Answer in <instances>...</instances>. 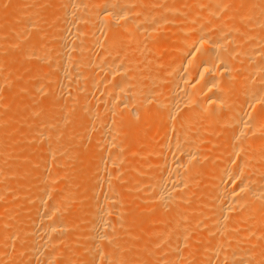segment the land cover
<instances>
[{"label":"bare ground","instance_id":"bare-ground-1","mask_svg":"<svg viewBox=\"0 0 264 264\" xmlns=\"http://www.w3.org/2000/svg\"><path fill=\"white\" fill-rule=\"evenodd\" d=\"M17 1L0 49L14 29L18 59L42 64L16 96L43 103L13 126L1 50L0 261H154L138 241L159 224L168 264H264V0H49L54 20Z\"/></svg>","mask_w":264,"mask_h":264},{"label":"rangeland","instance_id":"rangeland-1","mask_svg":"<svg viewBox=\"0 0 264 264\" xmlns=\"http://www.w3.org/2000/svg\"><path fill=\"white\" fill-rule=\"evenodd\" d=\"M6 1H8V3L10 4V0H6ZM6 1H4V0H1V2H0V6H2V7H4L6 10H7V15L5 16L6 17V19H7V21H3V23H11L12 21H13V26H15L16 27V25H17V27H20L22 24H21V22H22V20L21 19H17V16H19L21 13H22V11H24L25 10V8L23 7V6H21L20 4H19V2L17 1L16 3V5L14 6V11H12L13 9L12 8H10L9 9V5H8V3H7V5L6 4H4ZM14 1V0H13ZM16 1V0H15ZM46 1V2H45ZM51 1V0H50ZM56 0H52V2H55ZM3 2V3H2ZM39 2V1H38ZM40 2H42V3H44V4H46L47 2H49V0H41ZM1 4H3V5H1ZM34 4V3H33ZM50 4V2L49 3H47V5L46 6H48ZM4 5H6V7L4 6ZM17 6V8H20V10H18V9H15V7ZM51 6H52V4H50V6H48V13H46V14H50L51 15V17L49 16V18L50 19H52V20H54L55 18H57V16L59 15V11H57V10H54V9H52L51 8ZM32 7H33V5H32ZM12 9V10H11ZM46 9H47V7H46ZM16 10H18V13L16 12ZM54 11V12H53ZM10 12H12V13H10ZM14 12V13H13ZM51 12V13H50ZM55 12H57L56 14H55ZM9 15V16H8ZM53 15V16H52ZM12 17V18H11ZM3 19H5L4 17H2ZM8 18H10V19H8ZM1 19V18H0ZM12 19V20H11ZM21 20V22H18V21H20ZM43 21L44 20V17L42 16V18L40 19L39 18V21ZM15 21H17V22H15ZM24 21V20H23ZM2 23V22H1ZM16 23V24H15ZM19 23V24H18ZM22 23H24V22H22ZM56 24H57V22L56 21H54L53 22V27L55 28V26H56ZM4 31L5 30H3V33H4ZM13 31V32H12ZM0 32H2V31H0ZM6 32H7V30H6ZM5 32V34L4 35H6L8 32H10V33H8V34H10V36L9 35H7V36H4V38H6L7 37V41H9V40H11L10 42H12L13 43V45H14V47L17 49H15L14 47H8L7 48V51H6V49L4 48V47H2L3 49H0V51L1 50H3V51H6L5 52V60L6 61H4L5 63H7L8 65H9V63H10V66H9V70H14V71H12V72H10V78L8 79V78H6V79H8V81L7 82H11V80H12V82H14L15 80H17L16 81V83H15V87L17 86V89H15L16 91V93L15 92H12L11 94H9V95H11L10 96V99H9V101H11L12 102V106H11V104L10 105H8L9 107H7V111H9V109H10V106H11V111H10V114L13 112V111H15V109L14 108H16V105H17V108H16V111H17V113L19 114V116H18V114H17V116H16V119L15 120H17V122H15L16 124H14V121L15 120H12V122H13V126L15 125V126H17V125H19V122L26 116V115H24V114H26L27 112L26 111H29L30 109H33L34 108V106L36 107L37 105L36 104H39V105H41L42 103H43V101L41 102V93L39 94L38 92H30L29 94H27L26 96H24L23 97V99L21 100V101H19V97L18 96H16V95H18V89L21 87V86H23V85H25L24 83H26V82H33V80L35 81V72H37L38 70H40V67H41V65L40 64H36L37 66H35V64H32L33 62H31L32 61V58L31 59H29L28 58V60L27 59H18V58H20L18 55H17V52L20 54V49L18 48V44H20L19 43V41H18V36H16L15 35V30L14 29H10V30H8V32L6 33ZM11 33H14L13 35L11 34ZM0 35H2V34H0ZM3 36V35H2ZM12 36H15L14 38L16 39V41H14L15 39L14 38H12ZM12 38V39H11ZM20 38V37H19ZM16 42H17V44H16ZM1 48V47H0ZM3 51H1V53H3ZM12 51H13V53H12ZM9 52L11 53V54H9ZM14 53H16V54H14ZM9 54V55H8ZM8 55V56H7ZM18 56V57H17ZM11 57V58H10ZM17 57V58H16ZM15 60V61H14ZM11 61V62H10ZM5 63H3V64H5ZM17 63V64H16ZM7 64L5 65V66H7ZM14 64V65H13ZM16 64V65H15ZM13 65V67H11ZM30 65V66H29ZM32 65V66H31ZM39 65V66H38ZM4 66V65H3ZM18 66V67H17ZM28 67H30V68H28ZM34 67V68H33ZM12 68V69H11ZM21 68V69H20ZM25 68V69H24ZM38 68V69H37ZM7 69V70H8ZM29 69V70H28ZM32 69H34V70H36V71H34V72H32ZM21 70H22V72L24 71V73H21ZM31 70V71H30ZM16 73V74H14V73ZM28 72H30V75H28ZM32 72V73H31ZM12 73V74H11ZM21 74V75H20ZM12 75V76H11ZM14 75H16V76H14ZM20 77H19V76ZM14 76V77H13ZM26 76V77H25ZM27 76H28V78H27ZM11 77H13L14 79L15 78H17V79H15L14 81H13V79H11ZM29 77H32L33 78V80H32V78H29ZM25 78V79H24ZM6 79H3V80H5L6 81ZM28 79V80H27ZM23 80H25V82L23 81ZM27 80V81H26ZM20 81V82H19ZM17 82H19V84H17ZM5 83V82H4ZM23 83V85H20V84H22ZM27 84V83H26ZM36 93V94H35ZM39 95H38V94ZM15 95V96H14ZM38 95V96H37ZM36 96V97H35ZM39 96H41V97H39ZM14 97V98H13ZM38 97H39V102H38ZM44 97V96H43ZM13 98V99H12ZM33 99H36V104H35V102H33V101H35V100H33ZM44 99V98H43ZM75 100H76V98H75ZM74 100V101H75ZM54 101V100H53ZM52 101V102H53ZM73 101V102H74ZM78 101V100H77ZM77 101H75V103L77 102ZM38 102V103H37ZM10 103V102H9ZM32 103H33V106H32ZM54 103V102H53ZM78 103V102H77ZM76 103V104H77ZM19 104H21L22 106H23V108L19 105ZM38 105V106H39ZM78 105V104H77ZM26 106V107H25ZM20 109H19V108ZM25 108V109H24ZM25 110V111H24ZM5 112V111H4ZM4 112H3V114H4ZM6 114V113H5ZM21 114L23 115V116H21ZM2 115V114H1ZM9 115V114H8ZM7 115V116H8ZM5 116V117H4ZM21 116V117H20ZM35 116L34 114L33 115H27V118H29V119H31V118H33V117ZM1 117H3L4 119L6 118L7 120H8V117H6V115H3V116H1ZM36 118H34V119H41L42 117H43V115H42V117L39 115V118H38V115H36L35 116ZM21 118V120H19ZM7 120H5V121H7ZM11 121H7V122H2L3 124H4V128H5V126L7 127V125H5V124H7V123H12ZM1 123V124H2ZM0 124V125H1ZM9 124V125H10ZM8 125V126H9ZM2 126V125H1ZM93 126V125H92ZM90 127V128H92V129H90V128H88V129H90V130H87V132H85V134L86 133H88V131H90V133H92L91 135L92 136H90V134H89V136H90V138H92L93 139V136H94V134H95V132L96 131H98V126H93V127ZM12 127V126H11ZM100 127V126H99ZM94 128V129H93ZM95 128H97V129H95ZM27 129H29V131L31 132L32 131V129H31V127H27V128H23V127H21V128H19V130H18V132H16L17 133V135H19V137L20 138H22V139H25V140H22V139H20V138H17V140H16V142L14 143V142H12L11 144L13 145H11L12 147H14L15 145H18V146H15V149H17V148H19L20 150L21 149H24L25 148V145H23V144H26V142L28 141V137L30 136V132H29V136H28V134H26L25 132H27ZM1 130L3 131V130H5V129H2L1 128ZM1 131V132H2ZM20 131H21V133H20ZM22 131H23V133L25 134V135H23V133H22ZM0 132V133H1ZM27 132V133H28ZM19 133V134H18ZM85 134H83V136L85 135ZM88 134H87V138L89 137L88 136ZM22 135V136H21ZM24 136V137H23ZM82 136V137H83ZM85 136L83 137L84 139L86 138ZM86 138V139H87ZM20 139V141H18ZM83 140V142L85 143V141L87 142V141H89V138H88V140ZM91 140V139H90ZM24 141V142H23ZM17 142H19L18 144H17ZM22 142H23V144H22ZM14 143V144H13ZM88 143V142H87ZM87 143H85V145L87 146ZM89 144V143H88ZM23 146V147H22ZM36 167V166H35ZM11 176H14V174L13 175H11ZM10 176V177H11ZM129 193H128V196H129V200L130 201H135V202H142L141 204L140 203H138L139 204V207L140 208H143L144 209V212H146V211H149L148 210V207H147V203H146V201L144 200V201H142L143 199H145V197H144V193L142 192V190L140 189H138V190H129L128 191ZM131 196H132V198H131ZM135 196V197H134ZM138 200V201H137ZM144 206V207H143ZM142 209V210H143ZM143 212V213H144ZM147 213V212H146ZM18 214H20V211L17 213V215H16V219L14 218L13 219V221H14V226H15V223H16V226L18 225V223H19V221H18V219H19V217H18ZM162 217V216H161ZM164 217V216H163ZM165 217H167V216H165ZM160 218V217H159ZM142 225H143V223H142ZM148 225V224H147ZM146 224H144L142 227H141V229H142V231L141 232H143V230H144V234L143 233H140V236L139 237H143L144 236V238H143V240L141 239V238H139V241H138V243H139V245H142L143 244V242L145 241L146 242V246L145 247H143L144 248V250H143V248H138V250L139 251H141V250H143V252L144 253H147L149 250H153V252H154V256H155V259H154V261H151L150 259H148V258H146V259H143V261L141 260V262H138V264H141V263H145V264H154V263H156V264H168L167 262H165V259H163V257L166 255V254H164L163 252H164V250H165V248L167 247V245H168V240H166V239H163V237H164V235H163V232H162V229L160 230V228H161V226L159 225V224H153V229L151 230V228H152V226H151V228L150 227H148V228H146V226H147ZM151 224H149L148 226H150ZM157 225H159V226H157ZM157 227H159V228H157ZM150 228V229H149ZM154 228H156V229H154ZM147 230V233L149 232V230H150V232L147 234V233H145V231ZM155 230V231H154ZM152 231H154V232H152ZM153 234V235H152ZM160 234V235H159ZM142 235V236H141ZM149 235V236H148ZM153 236V237H152ZM146 237V238H145ZM158 239V240H157ZM147 240V241H146ZM150 240V241H149ZM161 242V243H160ZM141 243V244H140ZM157 243V244H156ZM164 245H163V244ZM160 244V245H159ZM162 245V246H161ZM139 247V246H138ZM159 248V249H156V248ZM155 248V249H154ZM161 248V249H160ZM163 248V249H162ZM162 250V251H161ZM160 252V253H159ZM10 253V252H9ZM7 254V255H5V257L0 261V263L2 264V263H4V264H9V263H11V264H13V261H14V258H15V256H17L18 254V252H16V251H11V254H14V255H11V254ZM20 253V252H19ZM11 255V257L10 258H12L11 260L8 258L9 256ZM159 255H162V256H160L159 257ZM162 257V258H161ZM165 258V257H164ZM164 261H163V260ZM10 262H9V261ZM146 260V261H145ZM148 260V261H147ZM5 261V262H4ZM162 261V262H161ZM161 262V263H160Z\"/></svg>","mask_w":264,"mask_h":264}]
</instances>
